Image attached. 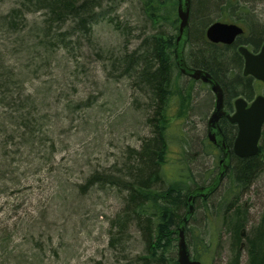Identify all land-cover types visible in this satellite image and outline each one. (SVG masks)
I'll list each match as a JSON object with an SVG mask.
<instances>
[{
	"label": "trees",
	"instance_id": "16d2710c",
	"mask_svg": "<svg viewBox=\"0 0 264 264\" xmlns=\"http://www.w3.org/2000/svg\"><path fill=\"white\" fill-rule=\"evenodd\" d=\"M193 1L190 24L199 25V31L217 21L244 22L237 15L240 11L247 10L241 5L242 0ZM101 4L102 0H21L20 8L0 17V35L9 39L16 38L15 43L20 45L16 48L24 54L22 60H40L45 67L50 60L62 63L61 59H56L58 51L71 46L72 39L69 42L68 39L74 32L81 33L89 42L93 40L91 34L99 16L97 8ZM178 4L179 0H140L146 19L157 25L169 24L170 33L164 34L158 30L155 34L146 35L141 48L126 52L119 58L114 55L109 57L111 76L116 80L126 78L134 81L137 92L148 102L146 124L152 128L151 136L142 139L139 150L129 146L124 161H118L104 171L97 169L83 184L73 186L72 181H64L63 167L56 169L57 173L53 174L56 158L62 151L59 145L63 141L59 136L73 134V99L69 95L62 101L65 85L68 87L71 83L67 80L57 90L39 86L31 91L28 88V84L32 83L31 72L37 71L30 70L28 64L24 66L13 63L9 58L8 46L0 50V199L9 204V196L13 191L23 192L34 188L36 183H43L41 175L44 173L51 175L47 184L50 189L57 190L50 194L56 201L51 210L39 208L43 209L41 221L18 225L11 224L9 219L0 218V264H45V246L40 242L36 247L31 246V243L36 242V233L49 232L53 240V234L59 233L53 227L57 226L56 219H61V216L65 218L67 214L73 216V200L94 191L105 193L108 198L113 195L122 204L121 209L109 219V248L121 255L116 257V262L110 264H179L178 254L174 250L179 241V228L189 209L187 198L195 187L205 185L196 182L190 164L188 167L179 166L176 180L165 171V168L171 166L170 129L175 127V120L182 118L175 119L177 115L180 113L183 116L188 110L183 107L180 109L188 98L182 94L177 82L172 56L175 45L172 36L179 25ZM213 7L219 8L217 21H212L208 14ZM42 12L45 18L44 35L37 43L33 38L32 43L27 44L28 38L23 32L28 22L26 14ZM121 26L122 24L117 25L116 30L123 36L129 35ZM17 35L19 36L13 37ZM263 39L264 28L261 27L259 31L252 29L250 36L240 39V42L258 49ZM209 56H202V61L206 63L199 64L207 70L212 68L211 63L222 62L223 58L214 52H210ZM215 77L223 87L226 86V79L222 75L216 74ZM245 86L250 87V82L246 81ZM179 94L181 98L184 97L182 103L180 101L173 105V96ZM235 94L239 96L241 91ZM62 104L64 107L60 108ZM75 107L90 108L91 102H78ZM66 111H69L67 116L62 118ZM67 120L71 124L63 126L62 122ZM66 127L69 128L65 130ZM205 147L204 153L209 155V147ZM182 163L185 162L182 160ZM263 172L264 130L257 156L235 158L227 175V193L219 199L221 206L226 208L229 204L239 202L237 210L231 213V208L228 207L229 211L224 217L229 222L231 244L237 254L230 264H240V251L245 241L249 264H264V247L259 245V241L264 245V217L256 233H252L253 238L250 237L252 235L243 238L241 231L243 226L246 227L244 216L247 214V210L241 205L242 192L251 188ZM27 182L31 183V187L25 186ZM6 211L10 212L9 207L0 206L1 213ZM54 212L58 217L55 220L52 217L54 221L50 222L49 218ZM132 231L141 234L144 250L130 258L126 254V244ZM188 232L189 228L186 229V234ZM211 244V240L199 237L195 246L209 251ZM53 253L58 255V250L53 249ZM192 255L195 260L199 259L195 252Z\"/></svg>",
	"mask_w": 264,
	"mask_h": 264
},
{
	"label": "rangeland",
	"instance_id": "374dc122",
	"mask_svg": "<svg viewBox=\"0 0 264 264\" xmlns=\"http://www.w3.org/2000/svg\"><path fill=\"white\" fill-rule=\"evenodd\" d=\"M20 2L21 0H0V17L20 8ZM192 2L194 4L193 0ZM101 5L97 8L99 16L91 34L93 40L89 42L87 37L84 38L81 33L74 32L68 39V42L72 39L71 46L58 51L56 59H61L62 63L50 60L45 67L40 60L36 62L22 60L24 54L16 48L20 46L15 43L16 38L9 39L0 35V50L8 46L9 58L13 63L24 66L28 64L30 70L37 71L31 72L32 83L28 84L31 91H35L39 86L57 90L60 85H65L67 80L71 83L68 87L67 84L65 85L62 101L69 95L70 99H73V134L59 136L63 141L59 145L62 151L56 158L53 174L57 173L56 169L63 167L64 181H72L73 186L85 183L97 169L104 171L116 162L124 161L129 146L139 150L142 139L151 136L152 128L146 124L149 113L146 110L148 102L139 95L138 88L133 85L134 81L126 78L116 80L111 76L109 57L114 55L119 58L126 52L141 48L146 35L155 34L158 30L163 31L164 34H169L171 31L169 24L157 25L148 21L141 9L140 0H102ZM241 5L247 10H242L237 15L244 21L240 24L246 29V37H249L252 29L259 31L261 27L264 28V1L242 0ZM208 14L212 21H217L219 8H210ZM26 15L28 22L23 32L24 36L27 35V44H31L33 38L37 43L44 35V13ZM120 24H122L121 29L128 31L129 35L123 36L116 30V26ZM126 26L131 29L125 28ZM179 81H182L183 86L186 83V79L181 77ZM257 86L259 92L257 94L264 95V85L259 83ZM204 89L205 91L194 89V93H201L195 98L194 107L201 103L198 110L202 114L197 115L193 109L192 112L190 110V116H187V110L186 114L180 116L179 113L175 118L183 119L175 120L173 123L175 127L170 129L169 139L172 145L169 151V164L171 166H167L165 171L169 177L175 179L179 173V166L186 167L190 164L196 182L207 186L218 172H215L217 162H212V158L202 155V138L207 128L206 123L214 111L215 102L213 92L206 86ZM78 102L85 104L91 102V107L78 109L75 107ZM63 107L64 104L60 105V108ZM68 112L66 111L62 118L67 116ZM62 124L68 126L71 122L67 120ZM182 160L185 163H182ZM49 177L51 178L49 173H44L41 175L44 179L43 183H36L34 188L23 192L13 191L9 196V204H6L4 199H0V206L9 207L10 211L0 212V218L9 219L11 224L18 225L41 221L43 209L51 210L56 203L50 194L57 190L50 189V185H47L50 181ZM25 186L31 187V183L27 182ZM219 196L218 193H214L213 198L207 201L211 210L204 203H197V210L188 226L190 229L187 233L188 249L191 254L195 252L199 256L197 261L202 264H230L237 256L232 248V236L228 232V227L226 228L229 222H224L223 218L226 207L223 208L221 203L217 202ZM238 205L239 202L233 203L227 208L230 207L234 212L237 208H233ZM241 205L248 211L246 227L243 226L241 229L245 238L256 233L264 217V172L241 197ZM121 207L122 204L113 195L108 198L105 193L88 192L81 198L73 200V216L67 214L65 218L61 216V219H56L58 217L56 213H51L50 222L56 219L57 226L53 227L59 231L53 234L55 236L53 240L49 232L40 231L36 233V242L31 243V246L36 247L39 242L43 247L45 246V262H43L45 264L114 263L116 257L121 255L109 248V219L113 218ZM39 208L43 209L39 210ZM199 237L212 241L209 251L195 246ZM126 245V254L130 258L141 254L144 250L141 234H137L136 231L131 232ZM259 245L264 247L263 242L259 241ZM177 246L178 243L174 250L176 255ZM242 246L240 264H249L246 241ZM53 249L58 250V255L53 253Z\"/></svg>",
	"mask_w": 264,
	"mask_h": 264
},
{
	"label": "flooded vegetation",
	"instance_id": "af4514ba",
	"mask_svg": "<svg viewBox=\"0 0 264 264\" xmlns=\"http://www.w3.org/2000/svg\"><path fill=\"white\" fill-rule=\"evenodd\" d=\"M179 8V4H178ZM177 8V11H178ZM191 14H192V0H191V8H190V19H191ZM179 25L178 29L175 31L174 36H172L173 41L175 43L174 48H172V56L174 60V64L176 67V77L178 79V83L181 87L182 94L187 96L186 98L187 101L184 106H180V109L183 107L184 109H188V114L187 116L191 115L192 110L194 109L196 111L197 115H201L202 112L198 110V108L201 106V103L197 105V107H194V100L196 97L201 95V93H194V89L198 88L199 91L203 90L205 91V86L212 91V87L209 83H205L203 80H196L194 78L195 72L196 71H204L208 74L211 75L213 80L217 82L221 88L224 91V116L221 117L217 124V129L212 132V134L215 135V142L211 141L210 138V119L213 116L215 109H216V95L215 96V102H214V107H213V113L211 114L210 119H208L206 125L207 128H205L204 131V137L202 138V143L201 146L203 148L202 155L205 157H210L212 158V162H217V167L215 172H218V175L214 178V180L208 184L207 186H200V187H195L192 193L196 191H202L210 188H214L212 191H207L206 194H203V192H200V195L198 194L197 196L194 197L192 204L194 207V213L196 212V205L199 202L204 203L209 209L211 210L210 205H208L207 201H210L214 193H218L220 196L218 197L217 202H220V198L227 193V175L230 171V167L235 161V158H239L235 155L234 153V143L238 137V132H239V127L236 124H232L228 118V116H232L236 112V102L238 99H244L247 102V106L249 107L253 101L260 95L264 96L263 94H257L259 93L257 91L259 83L264 85L263 83L255 80L252 76H245L244 75V68H245V59L239 52V49L241 47H246L251 53L253 54H258L264 44V39L261 41L258 49H255L253 45H248L245 43L240 42V39L246 38V29L240 25L239 23H234L239 26H241L244 29V34L239 36L236 41L231 44H214L210 42L207 38V30L208 28L213 24L211 23L207 28H202L201 31L199 25L192 26L189 21V28L187 35L184 37V35L181 37L180 34V20L178 17ZM178 52H181L182 60L183 63L186 67V70L182 71L179 67L178 64ZM210 52H214L218 57H222V62L214 64L211 63L210 70H207L206 68H203L199 64H205V61H202V56L207 55L209 56ZM203 54L202 56H200ZM206 58H209L207 57ZM221 67V68H220ZM219 69V70H218ZM219 74L222 75L223 78L226 79V86L223 87L217 80L215 75ZM179 77L186 79V83L183 86L182 81H179ZM248 81L250 82V87L245 86V82ZM230 83V84H229ZM230 85V87H228ZM190 86V88H189ZM204 87V88H203ZM237 91H241V94L237 96L235 93ZM180 94L173 96L172 103L173 105H176L181 101L182 99ZM191 107V109H190ZM174 108V107H173ZM177 108V107H176ZM179 109V110H180ZM191 110V112H190ZM210 111V110H209ZM205 114V113H204ZM201 142V141H200ZM208 146L209 147V155L204 153V147ZM206 148V147H205ZM240 159V158H239ZM242 159V158H241ZM223 166V167H222ZM220 178V179H219ZM250 189V188H249ZM248 189V190H249ZM247 190V191H248ZM220 191V192H219ZM247 191L242 192L246 193ZM191 193V194H192ZM208 196H205L207 195ZM188 201V198H187ZM231 207L232 204H229ZM224 208V207H223ZM237 207H234L235 209ZM223 212V218L227 215L226 212L229 211L227 208H225ZM237 210V209H236ZM235 210V211H236ZM247 210V209H246ZM230 211L233 212L231 209ZM234 211V212H235ZM231 212V213H232ZM193 213V214H194ZM248 215V211H247ZM185 218V217H184ZM192 217L190 218L189 222L191 221ZM225 219V218H224ZM244 221H247L246 215L244 216ZM224 222H226L224 220ZM228 225L226 224V228ZM229 232V231H228ZM243 233V231H242ZM230 235H232L229 232ZM244 234V233H243ZM191 255V260L195 261L193 258V255Z\"/></svg>",
	"mask_w": 264,
	"mask_h": 264
},
{
	"label": "water",
	"instance_id": "95a60500",
	"mask_svg": "<svg viewBox=\"0 0 264 264\" xmlns=\"http://www.w3.org/2000/svg\"><path fill=\"white\" fill-rule=\"evenodd\" d=\"M190 8L191 0H179L178 17L180 20L181 37L183 35L185 37L188 32ZM243 34L244 29L239 25L223 22H215L207 30V38L214 44L221 43L231 45ZM239 52L245 59L244 75L252 76L255 80L264 83V44L258 54L251 53L246 47H241ZM178 64L182 71L186 70L181 52H178ZM194 78L209 83L212 87V91L216 95V109L210 119V138L212 142L216 143L215 135L212 134V132L217 129L219 120L224 116V91L221 86L213 80L211 75L204 71H196ZM228 118L232 124H236L239 127L238 137L234 143L235 155L245 159L257 156L260 150L259 144L264 128V96H258L249 107L244 99H238L236 102V112L232 116H228ZM214 188L196 191L188 197L189 209L179 228V264H201V262L193 261L190 258L186 238V226L194 213L192 204L194 197L198 194L200 195V192L206 194L207 191L210 192L214 190ZM205 196H208V194Z\"/></svg>",
	"mask_w": 264,
	"mask_h": 264
}]
</instances>
